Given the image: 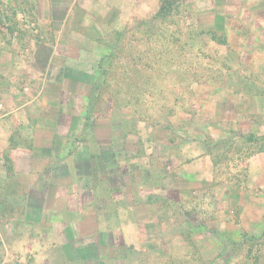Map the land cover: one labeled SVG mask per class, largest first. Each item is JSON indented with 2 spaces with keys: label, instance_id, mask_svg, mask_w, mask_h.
Masks as SVG:
<instances>
[{
  "label": "rangeland",
  "instance_id": "374dc122",
  "mask_svg": "<svg viewBox=\"0 0 264 264\" xmlns=\"http://www.w3.org/2000/svg\"><path fill=\"white\" fill-rule=\"evenodd\" d=\"M79 254L264 264V0H0V264Z\"/></svg>",
  "mask_w": 264,
  "mask_h": 264
},
{
  "label": "trees",
  "instance_id": "16d2710c",
  "mask_svg": "<svg viewBox=\"0 0 264 264\" xmlns=\"http://www.w3.org/2000/svg\"><path fill=\"white\" fill-rule=\"evenodd\" d=\"M224 42H226V40L224 41ZM101 85L102 84H100V85H96V89L97 90H99L100 88H101ZM100 92H94V94L92 95V97L90 98V103H89V109H88V114H86V116H85V120H84V127H87L89 124H93V119L95 118V105L97 104V103H99V100L101 99L100 98V94H99ZM85 128H84V130H82L79 134H76L75 136L77 137V138H80V137H83L84 135H85ZM88 152V151H87ZM7 161H8V163H9V159H8V157H7ZM7 163V167H8V169H10V167H9V164ZM96 168H98V166L96 165L95 166ZM55 169H57V170H59V168H60V165L59 164H56L55 165V167H54ZM94 170V169H93ZM111 183V182H110ZM91 192H92V194H93V190H91ZM105 232H110V231H105ZM108 233H104V234H108ZM108 235H110L111 236V234H108ZM67 247V246H66ZM66 247L64 246V247H62V249H63V251H65V253H67L66 252ZM70 261L68 262V264H82V262H84V258H83V256H81V254H79L78 256H76L75 258H70L69 259ZM63 264V263H62Z\"/></svg>",
  "mask_w": 264,
  "mask_h": 264
}]
</instances>
